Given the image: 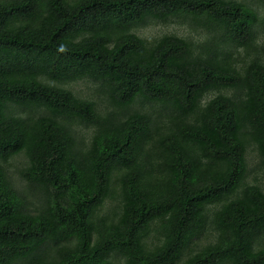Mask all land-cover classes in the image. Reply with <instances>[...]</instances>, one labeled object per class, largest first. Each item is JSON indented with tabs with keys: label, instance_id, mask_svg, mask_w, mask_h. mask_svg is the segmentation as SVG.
Wrapping results in <instances>:
<instances>
[{
	"label": "trees",
	"instance_id": "1",
	"mask_svg": "<svg viewBox=\"0 0 264 264\" xmlns=\"http://www.w3.org/2000/svg\"><path fill=\"white\" fill-rule=\"evenodd\" d=\"M258 11L0 0V264H264ZM172 18L204 39L138 32ZM21 156L24 189L11 175Z\"/></svg>",
	"mask_w": 264,
	"mask_h": 264
},
{
	"label": "rangeland",
	"instance_id": "2",
	"mask_svg": "<svg viewBox=\"0 0 264 264\" xmlns=\"http://www.w3.org/2000/svg\"><path fill=\"white\" fill-rule=\"evenodd\" d=\"M243 1L247 2L250 6L259 10L258 12L260 16L261 17L263 16L264 10L262 6L259 5L258 0H243ZM138 32L143 37L148 39L158 38L166 34H175L188 39H193L195 41H202L204 39V34H203L204 31L202 28L192 25L191 22H188L187 20H183L182 18H172L167 22L155 20L152 21L151 24H148L147 26L141 28ZM259 37L260 39L258 41L260 43L264 42V29L262 27L259 28ZM239 50L242 51L244 55L243 48L239 47ZM73 90L76 91V93L80 94L81 96L98 101V103H100L101 108L103 107V109L107 105L106 98L105 97L103 98L102 95H100L99 93H97V91H95V86L90 81L78 82L74 86ZM79 133L81 136H85L86 138H88L91 132L85 126H81L79 128ZM258 162H259V158L257 153L251 150L249 154V169H250L251 179H253L256 174H261L260 172H258L259 171V169L257 168ZM26 163L27 160L24 156L13 159L11 163L12 164L11 175H13L15 183H17V185L20 186L22 189H24V187L26 186V182L23 181V179H21L19 174V169H21L22 166L24 167ZM261 182L264 183V180H262ZM108 204L110 205V203ZM203 240L204 238L201 239V241Z\"/></svg>",
	"mask_w": 264,
	"mask_h": 264
}]
</instances>
